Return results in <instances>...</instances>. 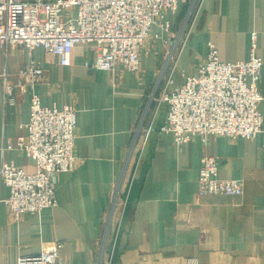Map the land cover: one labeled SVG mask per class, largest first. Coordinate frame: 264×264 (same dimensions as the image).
<instances>
[{"label": "crops", "instance_id": "0c3cea01", "mask_svg": "<svg viewBox=\"0 0 264 264\" xmlns=\"http://www.w3.org/2000/svg\"><path fill=\"white\" fill-rule=\"evenodd\" d=\"M165 18L171 33L153 29L139 51V73L121 70L112 77L104 70L89 71L86 64L95 60L92 44L76 45L68 66L42 48L0 47V150L27 134L33 94L43 107L71 105L76 111V166L53 175L56 206L13 222L5 203L9 188L0 182V264H16L50 242L62 244L67 264H264L263 137L210 136L206 142L198 137L177 146L170 133L160 132L166 106L149 102L172 51L173 34L184 24L191 31L176 55L169 89L182 83V71L194 72L205 60L209 43L222 62L248 60L255 33L264 116V0H191ZM32 60L46 80L33 88L21 86L20 71ZM5 84L11 87L8 96ZM205 155L217 159L221 179L243 182L241 196L196 197ZM1 156L34 171V161L17 149L0 151ZM114 190L121 201L128 199L123 213L120 201L110 219ZM107 230L109 242L103 245Z\"/></svg>", "mask_w": 264, "mask_h": 264}, {"label": "built area", "instance_id": "2783aa9c", "mask_svg": "<svg viewBox=\"0 0 264 264\" xmlns=\"http://www.w3.org/2000/svg\"><path fill=\"white\" fill-rule=\"evenodd\" d=\"M190 1L56 0L27 3L0 0V47L20 46L29 52L42 48L58 57L61 66H68L76 45L92 44L95 60L86 64L89 71L104 70L112 77L121 70L139 73V51L145 40L155 27L171 33L166 14L175 13L180 3ZM191 12L188 10L184 24ZM184 24L179 30L186 33L179 44L181 48L177 52V44L168 53L159 80L149 96L150 103L164 104L167 108L160 132L170 133L177 146L198 137L206 142L210 136L253 140L261 135L264 148V116L258 87L262 62L254 52L256 34H251L253 46L246 61L222 62L215 45L209 43L205 60L194 72L182 71V83L170 90L177 57L191 31L185 30ZM45 80V71L34 60L20 71L21 86L33 88ZM5 93L6 96L11 94L7 84ZM7 101L14 103L11 97ZM25 128L27 134L18 138L15 145L9 142L0 150L3 154L17 149L34 161V171L28 173L0 157V182L9 188L5 203L13 222L56 206L53 175L76 166L73 154L76 111L71 105L61 109L43 107L40 98L33 94ZM243 193L242 181L219 177L215 157L205 155L201 158L197 198L209 195L239 197ZM117 197L118 191L114 190L110 219L117 206ZM125 205L126 200L122 203L121 214ZM107 236L108 230L105 238ZM61 249L59 242L45 243L40 253L20 257L16 264H67L61 258Z\"/></svg>", "mask_w": 264, "mask_h": 264}, {"label": "rangeland", "instance_id": "374dc122", "mask_svg": "<svg viewBox=\"0 0 264 264\" xmlns=\"http://www.w3.org/2000/svg\"><path fill=\"white\" fill-rule=\"evenodd\" d=\"M184 35H186V33H184V32H182V33L179 32V33H177V34H176V33L173 34L174 45H173L172 48L176 47L177 44H181V40L184 38ZM176 51H177V49H176ZM176 53H177V52H176ZM176 53H175V55H176ZM175 55L173 56V58H175ZM173 58H172V59H173ZM170 68H171V65H170ZM170 68H168V69H170ZM167 73H169V71H167ZM117 199H118V197H117ZM127 199H128V196H126L125 199H124L123 201H125V200H127ZM120 201H121V200L118 199L117 204H118ZM123 201H121L120 203H122ZM105 235H106V233H105ZM107 238H108V236H107ZM107 238H105V236H104V238H103V241H104V242L106 241V243L109 242Z\"/></svg>", "mask_w": 264, "mask_h": 264}]
</instances>
